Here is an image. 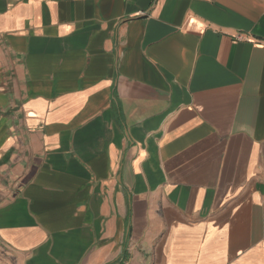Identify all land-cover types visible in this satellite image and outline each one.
Instances as JSON below:
<instances>
[{
	"label": "crops",
	"instance_id": "1",
	"mask_svg": "<svg viewBox=\"0 0 264 264\" xmlns=\"http://www.w3.org/2000/svg\"><path fill=\"white\" fill-rule=\"evenodd\" d=\"M0 264H264V0H0Z\"/></svg>",
	"mask_w": 264,
	"mask_h": 264
}]
</instances>
